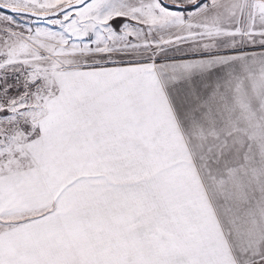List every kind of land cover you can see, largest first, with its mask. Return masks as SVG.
<instances>
[{"label":"snow or ice","instance_id":"obj_1","mask_svg":"<svg viewBox=\"0 0 264 264\" xmlns=\"http://www.w3.org/2000/svg\"><path fill=\"white\" fill-rule=\"evenodd\" d=\"M0 264H264V0H0Z\"/></svg>","mask_w":264,"mask_h":264}]
</instances>
